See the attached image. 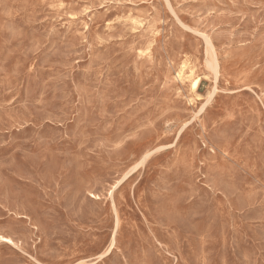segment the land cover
<instances>
[{"label":"rangeland","instance_id":"rangeland-1","mask_svg":"<svg viewBox=\"0 0 264 264\" xmlns=\"http://www.w3.org/2000/svg\"><path fill=\"white\" fill-rule=\"evenodd\" d=\"M0 236V264H264V0H0Z\"/></svg>","mask_w":264,"mask_h":264},{"label":"bare ground","instance_id":"bare-ground-1","mask_svg":"<svg viewBox=\"0 0 264 264\" xmlns=\"http://www.w3.org/2000/svg\"><path fill=\"white\" fill-rule=\"evenodd\" d=\"M208 68L211 70V72H212V74H213V76H214V78L216 79V77H217V75H218V68H219V66H218V63H217V61L213 58V57H211L210 58V60L208 61ZM177 76V75H176ZM190 90L192 91V92H196V90H197V88H198V86H199V78H191L190 79ZM90 196L92 197V198H95V196L94 195H91L90 194ZM0 240H5V241H8V242H10V243H12V244H17L14 240H12L11 238H7V237H3V236H0Z\"/></svg>","mask_w":264,"mask_h":264}]
</instances>
